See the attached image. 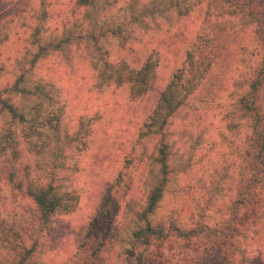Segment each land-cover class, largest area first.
I'll use <instances>...</instances> for the list:
<instances>
[{
	"label": "rangeland",
	"instance_id": "obj_1",
	"mask_svg": "<svg viewBox=\"0 0 264 264\" xmlns=\"http://www.w3.org/2000/svg\"><path fill=\"white\" fill-rule=\"evenodd\" d=\"M75 1L45 0L42 8L47 6L49 11L46 26L50 36L53 37L51 32L59 26L62 30L68 21L75 24L80 16ZM208 3L209 0H205L198 4L188 17L168 24L169 28L148 33L133 49H113L111 56L114 62L126 60L138 69L153 51L161 53L162 57L156 55L165 61L163 75L169 78L183 68L193 43L196 46L210 43L215 47L210 53L214 59L210 72L198 84L191 103L183 107L172 122L174 172L153 218L164 223L171 236L149 247L148 254L133 238L137 227L133 212L143 206L148 193L144 183L156 140L151 137L140 140L139 133L163 87L156 88L151 98L141 103L131 99L127 85L121 88L100 86L90 53L84 43L78 42L70 44L62 53L51 52L32 71L31 79L44 86L58 105H66L63 119L70 118L73 136L79 121L89 120L91 125L88 146L76 159L78 170L71 179L80 193V215L77 221L75 214L62 216L43 233L40 264H74L85 228L109 194L113 195L114 205L121 208L117 211L120 235L112 256L105 254L104 260L97 264H138L139 257L149 254L159 260L153 262L146 258L140 264H226V250L219 251L216 237L192 235L187 238L181 231L174 232L168 227L173 223L190 231L203 220L209 227L218 228L231 218L232 204L240 191V128L231 130L228 123L234 108H239L237 101L246 87L244 78L255 75L263 57L264 0L260 17L251 16L250 11L235 12L230 4H227L230 10L210 15ZM22 5L24 0H0V22L11 26L9 40L0 48V62L4 61L18 74L23 66L29 67L24 56L32 48L30 35L35 29L31 8L19 18L14 17L23 11ZM19 101L31 103L29 97L19 98ZM4 128L17 129L10 118L1 116L0 130ZM7 161L0 157V217L26 234L29 224L25 201L21 197L15 199L4 182V173L10 166ZM121 175V183L117 184ZM124 187L129 190L127 197L119 200ZM129 201L128 207L126 202ZM130 207L135 208L133 212ZM236 213L240 216V210ZM120 220L125 222L120 223ZM82 224L81 230L70 227ZM258 238L263 240L264 232L256 236ZM131 251L136 255L134 258L129 257Z\"/></svg>",
	"mask_w": 264,
	"mask_h": 264
},
{
	"label": "trees",
	"instance_id": "obj_2",
	"mask_svg": "<svg viewBox=\"0 0 264 264\" xmlns=\"http://www.w3.org/2000/svg\"><path fill=\"white\" fill-rule=\"evenodd\" d=\"M204 1L76 0L80 16L75 24L68 21L62 30L59 26L51 32L52 37L46 26L50 18L48 8H42L46 5L45 0H24L23 11L14 17L19 18L31 8L35 29L30 35L32 48L24 56L28 59V68L23 66L20 74L17 71L13 73L7 63L0 62V117L10 118L11 124L17 128L0 130V157L8 160L10 166L4 173V182L15 199L21 197L25 201L29 225L24 234L0 217L1 264H40L43 233L62 216L75 214L77 221L80 215V193L71 179L78 170L76 159L88 146L90 122L79 121V128L73 136L70 118L63 119L66 105H58L55 97L30 76L47 55L62 53L75 42L84 43L89 51L100 86L121 88L127 85L131 99L141 103L150 99L156 88L163 87L156 106L139 133L140 140L150 137L156 140L144 183L148 193L141 208L133 212L135 208L130 207V210L137 223L133 238L145 247L147 254L149 247L159 245L171 236L164 223L153 218L174 172L172 122L178 112L191 103L198 84L210 72L214 60L210 53L215 51V47L210 43L199 46L193 43L183 68L169 78L163 75L165 61L160 58L161 53L153 51L138 69L126 60L114 62L111 56L113 49H133L145 40L148 33L162 31L169 28L168 24L188 17ZM262 1L209 0L208 14L224 13L230 10L227 5L230 4L235 12L250 11L251 16L260 17ZM10 22L13 23L14 19ZM10 29L9 23L0 22V48L9 40ZM244 79L246 87L237 101L239 108H234L228 123L231 130L240 128V191L232 204L231 218L218 228L209 227L203 220L190 231L173 223L168 228L174 232L181 231L187 238L192 235L216 237L219 251L224 253L226 250V264H264V238L256 239L264 232V53L255 75ZM28 97L30 104L20 103L19 98ZM126 165L129 166V162ZM121 178L122 175L117 184L121 183ZM128 184L125 185L127 188ZM126 187L122 189L119 200L127 197L129 190ZM116 202L119 203L118 200ZM114 204L113 195L109 194L89 220L74 264H97L104 260L105 254L112 256L120 235L117 211L121 208ZM130 205V201L126 202V206ZM237 210H240V216ZM83 226L70 227L81 230ZM135 256L131 251L129 257ZM146 258L153 262L159 260L156 255L149 254L139 257L136 263L140 264Z\"/></svg>",
	"mask_w": 264,
	"mask_h": 264
}]
</instances>
